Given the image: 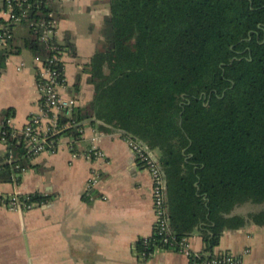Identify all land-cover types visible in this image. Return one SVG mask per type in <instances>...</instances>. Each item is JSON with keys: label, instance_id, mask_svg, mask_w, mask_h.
Instances as JSON below:
<instances>
[{"label": "trees", "instance_id": "trees-1", "mask_svg": "<svg viewBox=\"0 0 264 264\" xmlns=\"http://www.w3.org/2000/svg\"><path fill=\"white\" fill-rule=\"evenodd\" d=\"M31 1L39 5L27 22L56 19L54 0ZM109 4L102 38L84 66L95 97L60 116L56 137L70 136L73 143L85 127L77 124L95 117L102 131H121L158 151L170 226L178 239L198 231L203 251L211 252L226 229L248 221L264 225V0ZM24 27L25 46L45 57L47 44ZM16 37L15 31L2 59L20 52ZM7 145L0 181L20 183L15 164L27 167L30 156L23 141L9 137ZM29 195L37 205L50 198ZM249 201L263 208L247 217L232 213ZM153 241L160 243V236ZM137 246L144 250L141 239Z\"/></svg>", "mask_w": 264, "mask_h": 264}, {"label": "crops", "instance_id": "crops-1", "mask_svg": "<svg viewBox=\"0 0 264 264\" xmlns=\"http://www.w3.org/2000/svg\"><path fill=\"white\" fill-rule=\"evenodd\" d=\"M53 2L58 37L67 50L61 92L76 97L78 106H85L94 99L95 86L84 66L92 60L102 38L109 0ZM26 33H16L19 35L12 41L21 47L20 52L0 57V114H11L19 127L30 115L42 112L35 54L25 46L30 56L23 55L18 40L24 42ZM98 124L85 125L73 143L64 135L55 153L28 157L20 183L0 182L4 192H39L50 197L26 211L8 209L0 202V264H190L186 254L173 250L156 249L151 257H143L137 243L153 234L156 221L150 172L140 165L121 135L104 132ZM71 144L78 151L97 144L106 157L93 161L73 158ZM8 150L0 140V158H5ZM153 152L159 158V152ZM92 168L99 169L101 178L88 191ZM88 192L93 197L87 198ZM262 208V204L249 201L236 205L232 213L247 217ZM188 240L193 250H204L198 231ZM211 252L236 254L244 264H264V225L248 221L224 230Z\"/></svg>", "mask_w": 264, "mask_h": 264}, {"label": "built area", "instance_id": "built-area-1", "mask_svg": "<svg viewBox=\"0 0 264 264\" xmlns=\"http://www.w3.org/2000/svg\"><path fill=\"white\" fill-rule=\"evenodd\" d=\"M37 3L31 0H0V53L8 45L18 26L25 25L39 35V39L47 44L49 52L45 57L39 54L34 56L37 64V86L41 97L42 112L30 115L27 122L20 127L14 124L11 114L0 115V140L6 144L9 137L23 141L30 157L42 152L55 153L59 149L64 136L56 137L63 127L60 126V116L71 115L78 106L76 97L65 96L61 92V87L65 84L64 57L67 50L59 40L57 20L54 18L33 19L27 22L31 8L38 6L39 3ZM2 72L3 68L0 64V78ZM112 133L113 136L121 135L127 141L137 161L150 172L152 178V199L156 221L153 234L141 238L144 245V250H142L144 258L151 257L156 249H163L184 253L190 259H194L195 264H244L242 258L236 254L195 251L191 248L188 237L178 239L169 223L166 205L167 180L159 160H156L139 140L124 137L122 132ZM97 138L96 136L93 140ZM70 148L73 158L83 156L93 161L106 157L105 152L97 144L84 151L76 150L73 145ZM6 160L11 161L10 158ZM15 169H17L16 177H18L23 174L26 167L17 163ZM100 178L99 169L92 168L87 181L88 191L98 184ZM14 183L18 182L14 181ZM0 202L8 209L21 211L32 209L37 205L36 202L31 201L29 193H8L2 190H0ZM155 235L160 236V243L153 241Z\"/></svg>", "mask_w": 264, "mask_h": 264}, {"label": "water", "instance_id": "water-1", "mask_svg": "<svg viewBox=\"0 0 264 264\" xmlns=\"http://www.w3.org/2000/svg\"><path fill=\"white\" fill-rule=\"evenodd\" d=\"M91 122H98V123H102L103 124V121L93 117L91 119L83 120L82 122L78 123L77 126H84V125H87V124H89ZM140 142L147 148L148 151L151 152V154L155 157L156 160H159V158L154 154V152L149 148V146L146 143H144L143 141H140ZM166 190H167V183H166Z\"/></svg>", "mask_w": 264, "mask_h": 264}, {"label": "rangeland", "instance_id": "rangeland-1", "mask_svg": "<svg viewBox=\"0 0 264 264\" xmlns=\"http://www.w3.org/2000/svg\"><path fill=\"white\" fill-rule=\"evenodd\" d=\"M24 30H25V32H27V29L18 26V29L16 30V33H20L21 31H24ZM18 35H19V34H17V36H18ZM18 38H19V37H18ZM18 40H19L20 43L22 44V54H23V55L30 56L28 49H27V48L25 47V45H24L23 39H20V38H19ZM241 207H242V206H241Z\"/></svg>", "mask_w": 264, "mask_h": 264}]
</instances>
